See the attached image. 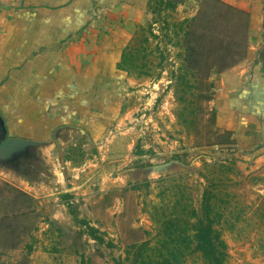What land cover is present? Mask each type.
Wrapping results in <instances>:
<instances>
[{
    "label": "rangeland",
    "instance_id": "rangeland-1",
    "mask_svg": "<svg viewBox=\"0 0 264 264\" xmlns=\"http://www.w3.org/2000/svg\"><path fill=\"white\" fill-rule=\"evenodd\" d=\"M152 1L153 17L138 23L122 63L136 80L123 122L51 141L40 179L0 170V264H132L130 246L155 244L167 218L195 221L183 207L200 213L204 191L215 197L227 264H264V180L240 167L210 102L212 74L246 55L247 18L191 0L195 17L180 21L173 5L184 0ZM158 165L168 168L149 169ZM83 221L105 243L88 237ZM188 256L185 264H206Z\"/></svg>",
    "mask_w": 264,
    "mask_h": 264
},
{
    "label": "crops",
    "instance_id": "crops-1",
    "mask_svg": "<svg viewBox=\"0 0 264 264\" xmlns=\"http://www.w3.org/2000/svg\"><path fill=\"white\" fill-rule=\"evenodd\" d=\"M220 2L248 14L249 24L244 59L209 79L215 124L230 134L240 167L264 180V0ZM153 4L0 0V112L9 136L56 147L67 131L89 136L123 122L136 83L123 69L124 55L138 23L153 17ZM191 5H175L180 21L195 17Z\"/></svg>",
    "mask_w": 264,
    "mask_h": 264
},
{
    "label": "trees",
    "instance_id": "trees-1",
    "mask_svg": "<svg viewBox=\"0 0 264 264\" xmlns=\"http://www.w3.org/2000/svg\"><path fill=\"white\" fill-rule=\"evenodd\" d=\"M216 2L227 14L245 15L247 18L246 29L248 30V14L229 7L220 0H216ZM187 36L190 37L191 33ZM186 50L187 60L189 61L193 48L188 46ZM231 67H228V69ZM221 70L225 71L227 69L222 68L216 70V72H223ZM18 193L29 202L33 200L32 197L23 192L19 191ZM72 198L67 196V199ZM202 198L200 213L195 209L189 210L188 207H183L182 214L190 211V215L195 219L194 222L180 216L167 218L161 225L160 237L157 242L152 244L149 240H146L131 245L127 251L126 261H130L132 264H185L189 254L199 253L206 264H227V245L222 239L221 231L216 227L220 222V215L215 212L212 206V200L215 198L214 194L204 191ZM71 213L75 215L74 211H71ZM82 224L86 228L85 234L88 237L96 242L105 243V240L98 236L99 231L96 228L86 221H83ZM117 264L123 263L117 262Z\"/></svg>",
    "mask_w": 264,
    "mask_h": 264
},
{
    "label": "water",
    "instance_id": "water-1",
    "mask_svg": "<svg viewBox=\"0 0 264 264\" xmlns=\"http://www.w3.org/2000/svg\"><path fill=\"white\" fill-rule=\"evenodd\" d=\"M50 145L49 142L10 137L0 112V170L27 180L34 176L40 179L43 176L41 167H44L40 152ZM167 168L168 165H158L149 169L162 171Z\"/></svg>",
    "mask_w": 264,
    "mask_h": 264
}]
</instances>
